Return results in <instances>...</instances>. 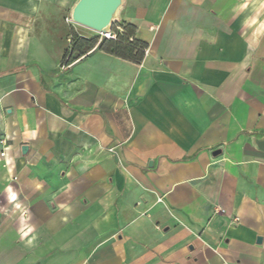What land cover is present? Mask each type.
<instances>
[{"label":"crops","instance_id":"crops-1","mask_svg":"<svg viewBox=\"0 0 264 264\" xmlns=\"http://www.w3.org/2000/svg\"><path fill=\"white\" fill-rule=\"evenodd\" d=\"M64 5L0 0V264H264V0H121L141 62L65 67Z\"/></svg>","mask_w":264,"mask_h":264},{"label":"rangeland","instance_id":"rangeland-1","mask_svg":"<svg viewBox=\"0 0 264 264\" xmlns=\"http://www.w3.org/2000/svg\"><path fill=\"white\" fill-rule=\"evenodd\" d=\"M78 1L79 0H65V5L60 8L58 15H50V17H43L45 24L48 27L47 31L49 32L51 39H54L63 44L64 54H68L70 51H72L73 48H79L82 51H87L89 49L88 42L90 41L96 42V46L94 48H97L103 40H110L105 37V34L94 32L86 27L77 25L73 22L72 12ZM46 5L47 6L45 8L48 9L56 8L55 5H51L50 3H47ZM119 8L120 6L117 8L110 21L109 31L114 28L113 24H116L115 18L117 16ZM75 56L76 54H71L70 59Z\"/></svg>","mask_w":264,"mask_h":264},{"label":"trees","instance_id":"trees-1","mask_svg":"<svg viewBox=\"0 0 264 264\" xmlns=\"http://www.w3.org/2000/svg\"><path fill=\"white\" fill-rule=\"evenodd\" d=\"M113 27L111 31L114 33L115 38L103 40L97 49L124 60L140 63L145 54L146 45L135 38L134 27L125 23L120 25L113 24ZM88 44L89 49L87 51L73 48L68 54L65 53L62 65L65 67L71 64L75 59L82 57L96 46V42L94 41H90ZM71 54H76V56L70 59Z\"/></svg>","mask_w":264,"mask_h":264},{"label":"water","instance_id":"water-1","mask_svg":"<svg viewBox=\"0 0 264 264\" xmlns=\"http://www.w3.org/2000/svg\"><path fill=\"white\" fill-rule=\"evenodd\" d=\"M121 0H79L72 12L73 22L90 30L101 31L107 27L110 29V21L120 6ZM26 147H22V152ZM260 243L261 238H257Z\"/></svg>","mask_w":264,"mask_h":264},{"label":"built area","instance_id":"built-area-1","mask_svg":"<svg viewBox=\"0 0 264 264\" xmlns=\"http://www.w3.org/2000/svg\"><path fill=\"white\" fill-rule=\"evenodd\" d=\"M105 37L108 38V39H114L115 38V35L109 31L108 33L105 34ZM1 145H4V140H1L0 141ZM7 157V152L5 151V149H1L0 150V160L3 161V166L8 169L10 168V163L9 161H7L6 159ZM16 180V177H12V181H15ZM15 200V197L13 198H9V201L13 202Z\"/></svg>","mask_w":264,"mask_h":264},{"label":"bare ground","instance_id":"bare-ground-1","mask_svg":"<svg viewBox=\"0 0 264 264\" xmlns=\"http://www.w3.org/2000/svg\"><path fill=\"white\" fill-rule=\"evenodd\" d=\"M75 24H77V23H75ZM77 25H79V24H77ZM92 31H94V30H92ZM94 32H97V33H100V34H104L105 32H107V27L103 28L101 31H94Z\"/></svg>","mask_w":264,"mask_h":264},{"label":"clouds","instance_id":"clouds-1","mask_svg":"<svg viewBox=\"0 0 264 264\" xmlns=\"http://www.w3.org/2000/svg\"><path fill=\"white\" fill-rule=\"evenodd\" d=\"M260 28L261 30H264V23L261 24Z\"/></svg>","mask_w":264,"mask_h":264}]
</instances>
